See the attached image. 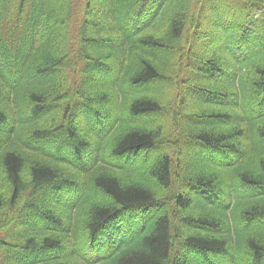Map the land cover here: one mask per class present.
I'll use <instances>...</instances> for the list:
<instances>
[{
    "label": "trees",
    "instance_id": "16d2710c",
    "mask_svg": "<svg viewBox=\"0 0 264 264\" xmlns=\"http://www.w3.org/2000/svg\"><path fill=\"white\" fill-rule=\"evenodd\" d=\"M0 264H264V0H0Z\"/></svg>",
    "mask_w": 264,
    "mask_h": 264
},
{
    "label": "rangeland",
    "instance_id": "374dc122",
    "mask_svg": "<svg viewBox=\"0 0 264 264\" xmlns=\"http://www.w3.org/2000/svg\"><path fill=\"white\" fill-rule=\"evenodd\" d=\"M112 222L114 223L115 221L114 220H112ZM90 259V258H89Z\"/></svg>",
    "mask_w": 264,
    "mask_h": 264
}]
</instances>
